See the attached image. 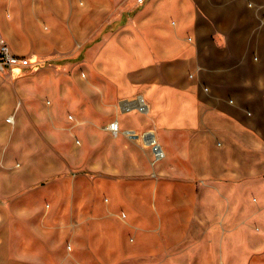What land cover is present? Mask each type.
I'll use <instances>...</instances> for the list:
<instances>
[{"label": "crops", "instance_id": "0c3cea01", "mask_svg": "<svg viewBox=\"0 0 264 264\" xmlns=\"http://www.w3.org/2000/svg\"><path fill=\"white\" fill-rule=\"evenodd\" d=\"M129 1L0 0V38L34 62L0 94V264H83L69 233L86 195L93 212L104 195L109 212L156 210L159 256L259 264L225 228L252 195L264 226V0ZM37 131L88 173L16 165L36 162Z\"/></svg>", "mask_w": 264, "mask_h": 264}, {"label": "rangeland", "instance_id": "374dc122", "mask_svg": "<svg viewBox=\"0 0 264 264\" xmlns=\"http://www.w3.org/2000/svg\"><path fill=\"white\" fill-rule=\"evenodd\" d=\"M129 6H136L135 0H130ZM92 37V36H90ZM43 66V65H41ZM24 76V75H23ZM22 77V75H21ZM20 76L12 78L9 75L0 73V94H19L17 87L19 86ZM45 132H36V162L29 164L25 155L27 153L22 150L16 158V165L21 164L22 167L31 165L39 171L51 170L54 173L61 174L64 170L70 175H86L88 172L78 168L77 163H64L61 160L59 151L55 148H48L44 145ZM18 137L33 140V132L20 131L17 132ZM53 151L52 157H47ZM144 198L149 196H141ZM110 196H101L103 208L98 212L92 211V196L86 195L85 206L83 211L82 226L73 231L70 237L76 236V250L79 254V262L83 264H191L189 252L178 250L174 257H164L158 255V228L156 226V210L150 209L146 211H128L123 208L109 212L108 201ZM255 198L252 195L251 202L245 205L243 225L239 228L229 226L227 235L230 241L235 242L236 238L243 241L244 248L241 251L245 258L254 257V263L264 264V226L256 220L259 211L256 206ZM71 214V212H69ZM110 214L113 218H106ZM98 221V222H97ZM100 226L95 228L97 223ZM97 225V226H98ZM95 226V227H94ZM191 228H171L170 234H165L168 239L176 242L193 240L192 234L189 232ZM215 243L219 244L221 236L225 234L224 228L220 226L210 228ZM101 239L100 246L96 247L95 239ZM235 240V241H234ZM183 246V245H182ZM173 254V253H171ZM199 259L205 257V252L197 254ZM253 259V258H252ZM246 260H250L246 258ZM200 261V260H199ZM252 261V260H251Z\"/></svg>", "mask_w": 264, "mask_h": 264}, {"label": "built area", "instance_id": "2783aa9c", "mask_svg": "<svg viewBox=\"0 0 264 264\" xmlns=\"http://www.w3.org/2000/svg\"><path fill=\"white\" fill-rule=\"evenodd\" d=\"M137 6L144 5L148 0H135ZM34 68V62L26 56L14 52L11 45L3 38H0V73L15 78L17 75L26 73L29 69ZM8 122H14V118L8 119ZM112 133L117 134L120 131L118 122H113L108 127ZM153 149L156 153V160L164 157V152L160 146L153 142Z\"/></svg>", "mask_w": 264, "mask_h": 264}]
</instances>
